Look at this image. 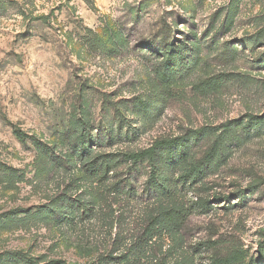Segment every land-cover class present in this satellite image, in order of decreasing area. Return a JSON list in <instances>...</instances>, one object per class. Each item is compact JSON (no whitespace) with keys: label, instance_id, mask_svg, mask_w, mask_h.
I'll list each match as a JSON object with an SVG mask.
<instances>
[{"label":"rangeland","instance_id":"374dc122","mask_svg":"<svg viewBox=\"0 0 264 264\" xmlns=\"http://www.w3.org/2000/svg\"><path fill=\"white\" fill-rule=\"evenodd\" d=\"M0 264H264V0H0Z\"/></svg>","mask_w":264,"mask_h":264},{"label":"trees","instance_id":"16d2710c","mask_svg":"<svg viewBox=\"0 0 264 264\" xmlns=\"http://www.w3.org/2000/svg\"><path fill=\"white\" fill-rule=\"evenodd\" d=\"M179 50L174 49L173 45L169 47V63H174L176 61V56H179ZM208 85V82L201 83L200 88H203ZM258 117H249V120L245 125L248 127L257 125ZM241 122L239 120H233L225 123L221 126L223 130H229L231 126H238ZM209 130L208 128L200 129L198 131L192 132V136L198 137L202 132ZM81 146L78 149V152H84L86 149V144L84 140V136H81V140L78 141ZM188 141L185 138L177 137L171 139H162L155 140L150 147L147 149L121 155L122 161H128L130 164L136 165L138 162L146 161L149 168L150 174L148 179V185L151 188H156L158 191L165 194L166 191L171 189V184L176 185V182L179 177L173 178V172L178 169L179 164L183 161L188 154ZM224 148V140L214 142L213 147L204 155V157L196 162L191 164L188 167H184L182 169L183 175L180 177L183 180H191L200 179L203 174H205L208 170L212 169V164L215 162L214 160L221 159ZM120 157L119 155H103L102 157H98V161L91 162L90 166H92V170L103 168L106 164L113 163L114 158ZM168 197L167 203L173 204V199L169 201V194L166 195ZM167 206L166 210L161 211L160 215L170 212H176V210L171 205ZM170 207V208H169ZM173 210V211H172ZM172 214V213H169Z\"/></svg>","mask_w":264,"mask_h":264}]
</instances>
